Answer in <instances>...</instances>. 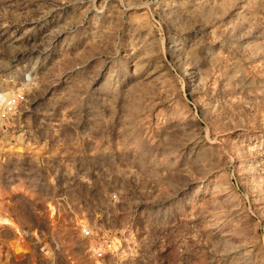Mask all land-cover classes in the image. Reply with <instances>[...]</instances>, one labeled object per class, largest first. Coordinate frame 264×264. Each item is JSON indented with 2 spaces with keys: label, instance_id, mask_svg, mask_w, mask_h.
<instances>
[{
  "label": "rangeland",
  "instance_id": "rangeland-1",
  "mask_svg": "<svg viewBox=\"0 0 264 264\" xmlns=\"http://www.w3.org/2000/svg\"><path fill=\"white\" fill-rule=\"evenodd\" d=\"M19 94L0 264H264V0H0Z\"/></svg>",
  "mask_w": 264,
  "mask_h": 264
},
{
  "label": "built area",
  "instance_id": "built-area-1",
  "mask_svg": "<svg viewBox=\"0 0 264 264\" xmlns=\"http://www.w3.org/2000/svg\"><path fill=\"white\" fill-rule=\"evenodd\" d=\"M23 100H24V95H22V94H19L15 98H12V97L6 98L5 97V98L1 99V97H0V104L3 106L2 110H1V115H0L1 118H5L10 111H13L16 108L17 101L22 102ZM1 118H0V120L2 121ZM91 233L92 232L90 230H86V232H85V234L87 236H91ZM111 246H112V244L108 243L106 241L105 245H103L102 247H98L96 249L97 256L100 258L104 257V255L106 254L105 250L110 249Z\"/></svg>",
  "mask_w": 264,
  "mask_h": 264
},
{
  "label": "bare ground",
  "instance_id": "bare-ground-1",
  "mask_svg": "<svg viewBox=\"0 0 264 264\" xmlns=\"http://www.w3.org/2000/svg\"><path fill=\"white\" fill-rule=\"evenodd\" d=\"M8 225L10 224V225H12V222H10L9 220L6 222Z\"/></svg>",
  "mask_w": 264,
  "mask_h": 264
}]
</instances>
